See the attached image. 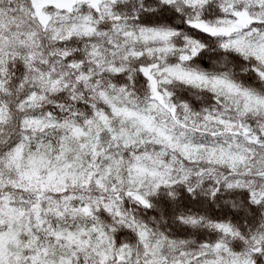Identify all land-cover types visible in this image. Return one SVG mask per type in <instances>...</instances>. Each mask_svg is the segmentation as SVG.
Wrapping results in <instances>:
<instances>
[{
	"label": "snow or ice",
	"instance_id": "snow-or-ice-1",
	"mask_svg": "<svg viewBox=\"0 0 264 264\" xmlns=\"http://www.w3.org/2000/svg\"><path fill=\"white\" fill-rule=\"evenodd\" d=\"M0 264H264V0H0Z\"/></svg>",
	"mask_w": 264,
	"mask_h": 264
}]
</instances>
